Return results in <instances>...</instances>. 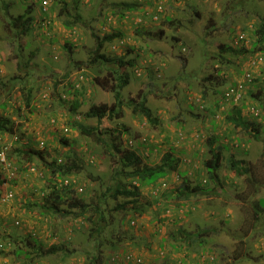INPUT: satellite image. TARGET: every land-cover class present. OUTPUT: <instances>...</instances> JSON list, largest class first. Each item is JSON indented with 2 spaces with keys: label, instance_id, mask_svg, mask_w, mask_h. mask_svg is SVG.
Wrapping results in <instances>:
<instances>
[{
  "label": "rangeland",
  "instance_id": "1",
  "mask_svg": "<svg viewBox=\"0 0 264 264\" xmlns=\"http://www.w3.org/2000/svg\"><path fill=\"white\" fill-rule=\"evenodd\" d=\"M55 1L0 0V122L8 118L20 138L17 141L15 135L0 130V150L9 146L0 169L15 177L0 187V243L7 245L0 250V264H207L204 256L210 258L215 252L218 264H264V186L253 196L259 201V219L251 208V195L241 198L254 192L247 175L264 182V51H240L257 39L252 30L264 19V0H125L144 1L147 16L132 11L123 17L115 5L124 0H76L84 22L71 29L64 28L60 4L53 8ZM42 7L51 10L45 17ZM28 8L34 17L32 31L17 36L10 17L28 15ZM158 9L163 10L160 18ZM47 17L54 25L45 29ZM211 21L214 26L207 28ZM137 28L153 34L142 36ZM119 31L122 36L106 42L102 52L125 55L137 65L125 67L131 82L122 90L123 110L119 117L86 118L91 104L115 102L114 92L95 81L97 76L109 75L111 66L90 61L96 37ZM222 44L235 45L238 52L222 53ZM231 87H242L239 100L229 99L235 97L231 91L222 105L220 101L214 127L209 113L215 90L223 99ZM76 88L81 94L76 95ZM28 91L31 106H27ZM74 97L82 100L77 113L69 109ZM144 99L160 123L153 125L141 111L139 102ZM235 105L245 107L244 118L260 123L258 137L254 130L234 127L227 119ZM74 122L97 126L101 140L81 133ZM115 135L122 149L136 150L148 164L157 165L166 152L181 159L178 170L160 178L155 187H141L143 212L114 211L117 201L109 198L108 219L98 232L92 206L85 212L74 208L75 214L66 216L38 206L28 208L29 203H40L51 176L41 159L35 155L30 159L16 152L17 147L43 150L48 161L79 157L81 171L60 177L57 187L69 181L74 186L68 188L73 189L70 196L89 202L114 183L113 167L120 165L111 145ZM61 136L68 137L69 143ZM214 136L218 139L212 143L209 138ZM220 144L223 159L217 184L208 177L204 161L212 155L211 148ZM232 157L244 159L241 169L247 167L248 173L237 175L230 167ZM183 179L209 190L189 198H167L166 192ZM124 180L137 184L131 178ZM179 227L211 231L205 244L184 242L181 247L175 239ZM54 244L62 247L46 253ZM65 245L67 249H62ZM244 245L252 256L243 254ZM239 253L246 257L236 260Z\"/></svg>",
  "mask_w": 264,
  "mask_h": 264
},
{
  "label": "trees",
  "instance_id": "2",
  "mask_svg": "<svg viewBox=\"0 0 264 264\" xmlns=\"http://www.w3.org/2000/svg\"><path fill=\"white\" fill-rule=\"evenodd\" d=\"M54 0H52L53 2ZM256 0H253L255 2ZM263 1V0H260ZM55 3L60 4V10L58 11V15L64 16L62 24L64 28L71 29L75 24L84 22V17L82 13L79 11V2L76 0L67 1V0H56L53 4V8ZM149 3V2H147ZM116 7L120 8V12L118 13L121 17L125 16V13L127 12H143V15H145L147 12V9H145L144 1L141 2H135V1H121L117 2ZM256 6L254 5V8ZM52 8V7H51ZM52 8V9H53ZM5 9H8L7 3L5 4ZM49 7L47 9L40 10L42 13V16L45 17V15H48ZM25 13H21L18 15H12L10 17L11 22V28L15 30V33L17 36H24L27 34H30L33 28V20L34 17L31 15V9H27ZM149 13L152 14L153 12L150 11ZM147 16V15H145ZM72 18V19H71ZM168 22L170 24H175V20L168 18ZM85 24V23H83ZM54 24L51 21L50 17H47L45 19V22L42 24V26L45 29H48L52 27ZM214 26V23L211 21L207 28H212ZM163 30V29H162ZM256 36L257 39L252 43V45L248 49H241L240 51L245 52L247 51H254V50H263L264 51V19L257 25H255V28L252 30ZM136 32L142 36L150 37L152 36L151 30H139L136 29ZM163 32V31H161ZM121 37L122 33L119 32H112V33H106L103 35V37L99 38L96 37L98 43L94 50V54L91 59V63H98V64H107L110 65V70L108 71L109 75H105L103 78L100 76L95 77V81L101 85L103 88H108L115 94V102L113 104L108 103H93L90 105L89 109L85 112L86 118H98L102 119L105 116L112 115L113 117H119L124 106V100H123V94L122 90L125 86H127L131 82V74L125 67L130 66H137L134 62V59L130 58L127 59L125 55H115L110 56L102 52L105 43L108 41L113 40L115 37ZM22 44V43H21ZM19 44V45H21ZM146 43H143V45ZM23 46V44H22ZM145 46V45H144ZM220 52H238L235 45H226L222 44L220 45ZM257 48V49H256ZM230 63V61H227ZM220 70V69H219ZM102 78V79H100ZM237 82H233L232 86L236 87ZM73 85V84H72ZM235 85V86H234ZM232 88V87H231ZM229 88V89H231ZM171 89V87H170ZM229 89L227 91H229ZM206 90V89H205ZM227 91L223 93V96L221 99L220 90H215V100L212 108L210 109V115H212L213 122L214 117L217 114V111L222 105L223 100L228 99ZM74 92L76 95L81 94L82 91H80L78 88L74 89ZM166 93H168L166 91ZM205 95V92H203ZM31 95L32 93L28 91L27 93V106H31ZM219 96V97H217ZM254 97L257 95H253ZM231 101H235V97L231 96L229 98ZM221 101V104H220ZM213 103V101H212ZM220 104V105H219ZM82 106V100L78 97H74V99H71V104L69 105V109L73 113L79 112L80 107ZM139 106L141 108V111L145 114V116L148 118L149 121L153 122L154 124L160 123L159 116L155 115L151 109L150 106L146 105L145 99L139 102ZM254 107V106H253ZM204 108V106H202ZM245 107L243 105H235L230 111H228V117L227 119L234 124V127L242 126L243 128H250L254 130L255 137L259 136L261 125L260 123H255V121H250L244 118L243 116V109ZM191 110V109H190ZM205 110V109H204ZM207 112V111H206ZM78 124V127L80 129V132L83 134H86L88 136H94L98 137V127L97 126H91L86 125L84 123H75ZM216 122H214V127L216 126ZM256 125V126H255ZM14 125L11 123V121L6 118L3 119L0 122V130L2 131H11L13 132ZM264 131V126L261 128ZM251 131V130H248ZM65 143H69V138L66 136H61L60 138ZM218 139L217 136L210 137L209 141L214 143ZM101 140V138H100ZM117 135L113 137L111 141L112 147L115 149V153L119 156V162L120 165H118L116 168H114V173L112 176L113 184H108L104 189H102L100 194L95 199L94 197H91V200L89 202H86L85 199L80 197H74L70 196V189L66 185H62V187L58 188L57 185H59L60 177H63L65 175H69L70 173H78L83 168V164L81 162V159L79 157H74L71 155H67L65 160L59 159V157H54L51 161H48L45 158V154L43 150H37L34 148H28L25 149L23 147H17L16 152L23 153L28 155L30 159L34 158V155L41 159L46 165L48 170L50 171V178H48V185L45 188L44 195L40 198V203L32 202L29 203L28 208H32L33 206H38L39 208H45L48 212H50L52 215L60 214L62 215H70L75 214L73 211L74 208H78L81 210V212H85L86 209L89 206H92L93 214L96 215L97 220L95 222L97 223V227L94 230H97L98 232L102 230L103 226H101L102 222L106 219H108L107 216V208L109 202L107 200L109 198L117 201L114 205V211H122V210H128L130 208L134 210H138V213L143 212L145 209L142 207V202H139V197L142 193L141 187H155L158 183V180L167 174H169L171 171L178 170V167L180 165L181 159L176 157L171 152H166L160 163L157 165L148 164L145 162L144 158L134 149H122L120 144L117 142ZM221 144L219 145V148L212 147L210 152L211 156L206 158L204 161V166L206 167V171L208 173V177L215 181V183L219 184L221 183V178L219 174V168L221 167V161L223 159L222 153H221ZM9 150V149H7ZM9 156V155H8ZM230 167L235 170L237 175H242L244 173H248L247 167H244L241 169L243 163L245 162L244 159H237L235 157H232L230 159ZM14 175H6L2 172L0 169V187L7 181H12L14 179ZM125 178H131L137 182V184L134 185H128V183L125 182ZM247 180L251 181V187H254V192L251 193H243L241 195V198L246 199L247 196L251 195L250 202L252 204L251 208H254V215L256 219H259V201L258 199L254 198L253 196L260 191V187L264 186V182L261 181L258 177H255L253 175H247ZM131 182V180H130ZM201 183L196 184L195 186H192L190 183L187 182L186 179H183V182L176 188H172L168 192H166L167 198L176 197L179 198H189L192 195L201 194V193H207L208 188L203 187L200 185ZM73 190V189H72ZM76 192V191H75ZM3 195H1L2 197ZM119 198H122L123 200H119ZM44 199V200H43ZM264 210V209H263ZM91 218V217H90ZM163 219L166 218V216L162 217ZM90 221L93 222L92 218ZM211 229L209 227H199L195 231H186V229L179 227L178 228V236L175 239H178V242L181 243V247L183 246L184 242H187L189 246H193L194 244L203 245L208 241V235L210 234ZM93 232V226L91 227V233ZM167 232V231H166ZM167 235V234H166ZM175 235V233H174ZM193 237L191 240L189 238ZM162 240H166L165 236L163 235ZM27 242L29 245H32V241L30 238H27ZM164 245V244H163ZM162 245V246H163ZM161 246V247H162ZM175 246V245H174ZM245 246V245H244ZM62 246L58 245H52L46 253H55L59 248ZM41 249V247L39 248ZM62 249H67L66 245ZM69 251V249H68ZM205 249H203L201 252H204ZM65 252V251H63ZM44 253V252H42ZM66 253V252H65ZM214 259L211 260L213 264H218L219 262V254L215 252ZM246 256H252V250L249 249V246H245V252L243 253ZM69 255V252H68ZM242 253H239V255L235 256V259H240L241 257H246L242 255ZM64 258V257H62ZM251 259V258H250ZM132 264V263H130ZM164 264V263H162ZM165 264H170L168 262H165Z\"/></svg>",
  "mask_w": 264,
  "mask_h": 264
},
{
  "label": "built area",
  "instance_id": "3",
  "mask_svg": "<svg viewBox=\"0 0 264 264\" xmlns=\"http://www.w3.org/2000/svg\"><path fill=\"white\" fill-rule=\"evenodd\" d=\"M49 1H50V0H44V4H48ZM44 9H46V8H44ZM243 36H244V34H241V38H242ZM241 86H242V85H241ZM241 88H242V87L238 88V90H236L235 88H231L229 91H227V95H230V93H231V91H232V93L235 95V100H239V97H240V91L242 90ZM0 157H1V160H2V161H5V160H6L5 152H4V151H2V152L0 153ZM68 182H69V181H66V183H68ZM79 190L82 191L83 188L80 187ZM9 195H12V194H9ZM204 257L206 258L207 261H209V262H208L209 264H213L211 260L214 259V256H212V257H210V258H208V257H206V256H204ZM128 258H129V255H128Z\"/></svg>",
  "mask_w": 264,
  "mask_h": 264
},
{
  "label": "clouds",
  "instance_id": "4",
  "mask_svg": "<svg viewBox=\"0 0 264 264\" xmlns=\"http://www.w3.org/2000/svg\"><path fill=\"white\" fill-rule=\"evenodd\" d=\"M161 11H163V10H159L158 9V13L157 14H159V18H160V15L162 14L161 13ZM81 78H83V77H81ZM63 101H66L63 97H60ZM14 130V129H13ZM14 132V131H13ZM13 132H11V131H6V133H8L9 135H15V133H13ZM15 137V139L17 140V141H19L20 140V138H19V136L18 135H15L14 136ZM7 149H9V146L7 145V144H5L2 148H1V150H0V153L2 152V151H4V152H6L7 151ZM5 157H6V153H5ZM8 157V156H7ZM6 157V158H7ZM0 160H1V157H0ZM6 161V160H5ZM67 184V187H70V186H73L72 185V183L71 182H68V183H65V184H62V185H66ZM74 187V186H73ZM78 190V189H77ZM7 245H6V243H0V250H3L5 247H6ZM205 252V251H204ZM204 252H202V253H204ZM209 252H212V251H209ZM207 264H209V263H207Z\"/></svg>",
  "mask_w": 264,
  "mask_h": 264
}]
</instances>
